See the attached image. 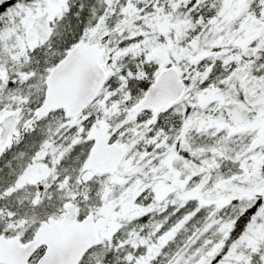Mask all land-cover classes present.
Listing matches in <instances>:
<instances>
[{
    "label": "snow or ice",
    "instance_id": "6c2138e0",
    "mask_svg": "<svg viewBox=\"0 0 264 264\" xmlns=\"http://www.w3.org/2000/svg\"><path fill=\"white\" fill-rule=\"evenodd\" d=\"M0 264H264V0H0Z\"/></svg>",
    "mask_w": 264,
    "mask_h": 264
}]
</instances>
